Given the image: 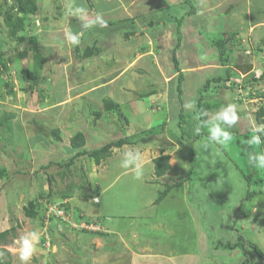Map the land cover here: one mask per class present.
<instances>
[{"label":"rangeland","instance_id":"rangeland-1","mask_svg":"<svg viewBox=\"0 0 264 264\" xmlns=\"http://www.w3.org/2000/svg\"><path fill=\"white\" fill-rule=\"evenodd\" d=\"M92 2L88 5L95 15L120 19L122 27L121 14L104 16ZM139 2L131 1L132 15L138 19L124 25L129 36L146 26L147 38L116 52L119 42H108L106 34L101 42L88 33L78 46L67 42L65 30L76 33L86 23L77 28L76 16L67 14V0H50L46 8L37 0L34 15L19 14L14 0H0V232L16 227L5 246L13 264H20L13 240L32 230L41 232V241L31 264H243L247 259L249 264H264L248 245L254 243L264 255V170L249 161L251 150L255 154L264 149L262 144L244 143L259 125L256 113L264 107V43L257 42L253 31L236 40L224 39L223 49L235 56L232 74L205 89L208 74L197 72L196 65L192 68V60L226 59L220 53L217 59L205 55L207 50L214 54L215 42L223 37L190 44L188 33L184 36L180 28L168 45L159 46L150 36L164 31L163 14L168 12L150 7L140 15ZM49 8L59 16L50 29L45 22ZM9 16L25 21L23 41L11 38ZM198 32L206 34L204 29ZM112 48L114 56L108 52ZM102 49L103 55L97 56ZM192 49L198 56L185 57ZM36 50L45 59L40 68ZM21 52L27 53L24 59L18 58ZM140 52L142 58L137 59ZM177 68L179 76L165 83L163 75ZM114 74L120 76L111 79ZM107 99L119 108L106 112ZM189 101L209 113L236 104L240 120L231 129L234 139L221 147L205 139L206 128L195 135L194 113L183 107ZM52 129L60 130L62 140L50 133ZM79 131L86 136L83 149L88 152L150 131L162 138L126 145L144 156V175L135 179L131 169L119 166L125 146L114 147L112 156L99 165L89 156L76 157L81 149H74L71 139ZM166 139L182 143L170 146ZM161 151L170 154L172 168L157 178L152 166ZM72 158L73 165L67 166ZM250 174L251 183L245 177ZM31 205L38 206L36 218L26 216ZM235 244L239 246L229 247Z\"/></svg>","mask_w":264,"mask_h":264},{"label":"crops","instance_id":"crops-1","mask_svg":"<svg viewBox=\"0 0 264 264\" xmlns=\"http://www.w3.org/2000/svg\"><path fill=\"white\" fill-rule=\"evenodd\" d=\"M49 1L50 0H42L43 2L42 5L43 7L45 6L44 8H46V6L51 5L48 3ZM67 1L69 2L68 6L71 9H74L76 7H82L86 9V15L83 17V19L79 16H76L75 18V24L78 23L77 28H79L80 22L82 23V22L90 21L92 19L91 17L92 15L96 17L95 13L92 12V9L94 7L88 5L89 0H67ZM93 1L94 2H92V4L93 5L96 4L95 10L98 12L100 11L104 16L106 15L109 16L110 14H115L116 12L118 14H121L122 27H120L119 24L120 19L110 18L105 20L109 24L106 27H101L99 25H96L88 29L83 28L82 30L83 33L84 34L88 33L86 35L87 37L96 39L98 40V42H101L104 37L103 34H106V38L108 39V42H119L118 47L121 48L118 50L116 48V52L119 51L125 52V50H130L131 44L136 43L140 37L147 38L148 31L146 29V26L145 27L141 26L140 28L137 29V31L139 30V32H136V34L138 35L134 34L135 36L133 35L129 36L130 32L127 31V27H125L124 25L126 21L128 22H131L133 20L136 21L135 20L136 17L138 19V16L132 15L134 4H131V1L133 0H128L127 2L124 1L121 2V0H93ZM139 1H140L139 3H141L140 4L141 6L139 5L141 7L140 9L141 13H139L140 15L142 13L144 15L147 8L150 7L156 8V11L160 10L162 13H164L165 11L168 12L166 14H163V16H165L166 18L164 20V22L166 21L165 28H163L164 31L160 33L158 36H156V33H154L153 36H150L151 39H154L155 41L159 42V46L163 44L166 45L169 44L168 41L173 38L174 32L179 29V27L177 26L179 20L181 21L180 28L182 29L183 35L185 36L186 33H188V38H186V40L190 39L191 40L190 44H194L200 38H207L212 42L217 37H220L219 39L223 37V39L226 40L229 39V41H231V39L236 40L237 38L240 37L241 33L248 36V34H251L252 31L255 32V35L257 34L256 35L257 42H259L260 44L264 43L263 40L264 0H190L191 2L190 4L187 3L186 0H153L152 2L151 0H139ZM163 7H166V9L164 10ZM50 9L51 8H49L48 10L46 9V11H48L49 18L47 21L45 20V22H48L47 26L49 27V29L51 24L56 23L58 21L57 19L59 17V16L55 17L56 13H53ZM94 20L95 19L91 21ZM81 28L82 27L80 26V28L76 31V33L81 32ZM201 29L206 30V34H202L201 32H198ZM215 29H218L219 32L213 33ZM141 31L144 32V34L140 33ZM126 33L129 36L128 38L127 35H124ZM119 35H121L123 38H120V41H117L119 40ZM52 39L54 40V42H57L58 44H60L62 41L61 39H59V37H55ZM59 40L61 41L59 42ZM166 45H164V48ZM213 47L215 53L213 54L212 52L211 54V50H207L205 55L208 57L213 55L212 57H215L217 59L216 56L219 54V51L215 46ZM108 52L111 53L112 56H114L115 54V50H113V48L108 49ZM96 55L102 56L103 49L99 54ZM142 55L143 54H141V52L138 53L136 55L137 59L142 58ZM229 55H230L229 56L230 64L233 65L234 60L232 59L235 58L234 53L231 54V51H229ZM197 56H198V50L194 51V49H192L191 51L187 50V53L185 55V57H188L190 59H193L194 57ZM237 56L238 57L240 56L239 52ZM226 64L223 65L219 60L210 61V62H201L196 58L192 60V65H194L192 68L198 66V69H196L197 72L208 74L204 79L205 83L215 78L214 76L217 77L225 76L230 67V64L229 65ZM128 65H131V63L129 62ZM184 69L185 68H181L183 74H185ZM252 71L253 70H251L250 72ZM119 76L120 74H116V75L114 74V76L111 79H114V77H119ZM163 76L165 83H171L177 78L176 76H179V72L172 70L169 76L167 75H163ZM187 89L188 87H185V90ZM158 96H162V93H158ZM165 101H170V98L165 99ZM171 103H170V107H171ZM166 105L167 104L164 102L163 104H161V107L165 108ZM152 171H154V163L152 166Z\"/></svg>","mask_w":264,"mask_h":264},{"label":"trees","instance_id":"trees-1","mask_svg":"<svg viewBox=\"0 0 264 264\" xmlns=\"http://www.w3.org/2000/svg\"><path fill=\"white\" fill-rule=\"evenodd\" d=\"M5 1H7V0H5ZM186 2L189 4L191 3L190 0H186ZM13 4H14L13 5L14 9H16V11L19 14H23V15H29V14L34 15L38 12V9H39L38 4H37V0H14ZM6 20H7L8 26L10 28L11 38L23 41L24 39H22L20 33L24 30L23 28H25V21L22 18H18L17 21H14V18L11 16H9ZM178 27H179V29L181 27V21L180 20L178 21ZM180 40H181V38H180ZM223 42H224V39L220 40V41H216L215 46H217L216 48H218V51L221 55L226 56V59H224V60L221 57V63L223 65H225L226 63H227L226 65H229L230 64L229 51L227 49H223V47H224ZM18 56H19L18 57L19 59H24L27 56V53L21 52L18 54ZM34 58L36 59L37 66H39L38 68L42 67L45 59L41 55L39 50L38 51L36 50V54H35ZM176 71L180 72L179 68H177ZM228 72H227V74H229V76H231L232 71L228 70ZM181 78H183L182 75H181ZM214 80L222 81L223 79H222V77L214 78V79L208 81L207 84L204 86V88L207 89L209 87L208 84ZM181 85H182V83H181ZM181 85L179 84V88H178L180 97L183 95ZM201 104H202V98H199V103H198L199 109L201 108ZM262 106L259 109V111L256 113V120H257L259 125H264V107H262ZM118 108H119V103L113 101L112 99H107L104 101V109L106 110V112L115 111ZM101 117H102V114L100 112L96 113L97 119H99ZM50 133L56 139L62 140L61 132L59 129H52L50 131ZM145 134L146 135H143L142 137L125 136L123 138L118 139L117 141L109 142L99 149H95V150L88 152L85 149H83L86 145V136L83 132L79 131L72 137L71 145L74 149H81L75 155L76 157H80V156H84V155L89 156V157L94 159V161L97 165H99L101 162H103L104 160H106L112 156L114 147L121 148V147L126 146V145H133V144L142 143V142L145 143V142L151 140L154 136L158 137L159 140L162 138V137L158 136V134H154L151 131L148 133H145ZM261 138H262V140H264V134H262ZM166 142L170 146H175L176 144L182 143L180 140H177L175 143L172 141L168 142L167 139H166ZM262 147L264 149V144H262ZM250 152L252 153V150ZM76 157H73V158H76ZM73 158L71 159V162L67 164V166L73 165V161H74ZM170 161H171V156H170V154L165 153V151H161V154L154 159V161H153L154 162V172H155V176L157 178H161V177L165 176L171 170V162ZM50 164H53V163H50ZM251 176H252L251 174L249 176L245 175V177L249 183H251V180H252ZM255 182L260 183V182H262V180L256 179ZM165 193H167V191L163 193L162 198H164L166 196ZM248 198H249V196H248ZM53 203H55V202H53ZM62 206L66 207L67 209L72 207V205H62ZM26 216L28 218H36L38 216V206L31 205L29 207H26ZM99 221L101 223L103 222L100 219H96V223H98ZM15 230H16V227L0 232V254H2V255H0V264H13L11 252L9 250H7L5 248V246H7V244L10 242V240H9L10 237H12V238L14 237ZM241 245H243V244H241ZM248 245L251 248H253L256 251V253H258L262 257V259L264 260V255H263L261 249L257 245H255L254 243H248ZM230 246H231V248H236L239 245L235 244V245H229V247ZM242 248H244V246ZM249 261H250V259H247L244 261L243 264H249Z\"/></svg>","mask_w":264,"mask_h":264},{"label":"clouds","instance_id":"clouds-1","mask_svg":"<svg viewBox=\"0 0 264 264\" xmlns=\"http://www.w3.org/2000/svg\"><path fill=\"white\" fill-rule=\"evenodd\" d=\"M68 15L79 16L83 19L86 15V9L82 7H76L68 10ZM99 25L106 27L107 22L103 19L99 13L96 15L94 21L83 23L82 27L88 29ZM84 35L83 31L74 33L70 29L65 30V37L68 43L73 46H78L81 42V38ZM184 109L188 112L194 113V120L197 121L193 131L194 134L199 136L202 134L203 129H207V135L205 139L210 144H216L218 146H225L234 139V134L231 129L238 123L240 116L237 112V105L229 103L221 106L214 113L207 111L197 110V106L193 101L186 102L183 105ZM252 135L249 139L245 140L249 146H260L264 144L261 136L264 134V125H256L251 129ZM128 150L122 153V159L120 160V167L123 169H131L134 172L135 179H141L144 175L143 171V153L129 146H125ZM249 161L254 167L264 170V152L250 153ZM99 203V200L95 201ZM41 241V232L38 230L26 231L19 238L13 240V244L17 245V252L20 264H31L32 257L37 251L38 245ZM2 255V254H0Z\"/></svg>","mask_w":264,"mask_h":264}]
</instances>
